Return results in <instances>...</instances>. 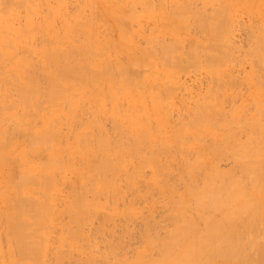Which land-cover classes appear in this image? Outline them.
<instances>
[{"label":"bare ground","instance_id":"6f19581e","mask_svg":"<svg viewBox=\"0 0 264 264\" xmlns=\"http://www.w3.org/2000/svg\"><path fill=\"white\" fill-rule=\"evenodd\" d=\"M241 4L0 0V264H248L230 188L180 178L215 121L166 113L178 74L229 72Z\"/></svg>","mask_w":264,"mask_h":264},{"label":"rangeland","instance_id":"374dc122","mask_svg":"<svg viewBox=\"0 0 264 264\" xmlns=\"http://www.w3.org/2000/svg\"><path fill=\"white\" fill-rule=\"evenodd\" d=\"M70 4L74 2L69 3L71 9ZM241 6L228 37L229 47L225 48L231 59L229 72L219 76L187 71L178 74L180 79H176L181 84L173 92L174 104L166 113L171 124L181 118L186 120L188 110L195 108L215 121L211 129L217 138L213 139L211 131L207 134L204 129L202 143H193V149L184 148V156L191 159L195 170L191 175L182 174L181 181L190 178L191 187H201L206 179H212L219 190L229 187L234 218H247L249 222L240 242L248 251V264H264V40L255 42L253 37L257 28L264 29V0H247V6ZM188 35L191 38L187 41L204 37L198 28H191ZM198 47L201 48L199 44ZM158 94L163 92L154 96ZM202 104H209L210 108L198 109ZM199 146L202 159L196 165ZM170 175L174 180L179 176L175 163ZM181 181H176L180 187ZM153 215L155 220H162L159 208ZM216 218H221L219 212ZM255 220H260V224Z\"/></svg>","mask_w":264,"mask_h":264}]
</instances>
